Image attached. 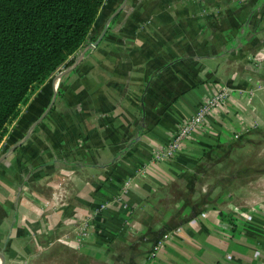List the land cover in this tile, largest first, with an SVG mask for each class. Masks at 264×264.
Returning <instances> with one entry per match:
<instances>
[{"label":"crops","instance_id":"crops-1","mask_svg":"<svg viewBox=\"0 0 264 264\" xmlns=\"http://www.w3.org/2000/svg\"><path fill=\"white\" fill-rule=\"evenodd\" d=\"M119 1L105 0L91 39L21 105L0 140L3 264H80L35 260L58 250L78 252L86 264L92 252L137 253L139 244L146 252L158 240L147 264H264V193L245 195L256 207L234 214L235 226L221 208L191 217L146 211L209 148L235 140L232 131L236 141H264V9L230 47L251 0H127L88 48ZM212 87L229 94L218 119L174 158L155 160ZM82 232L85 243L71 240ZM130 237L140 243H123Z\"/></svg>","mask_w":264,"mask_h":264},{"label":"trees","instance_id":"trees-1","mask_svg":"<svg viewBox=\"0 0 264 264\" xmlns=\"http://www.w3.org/2000/svg\"><path fill=\"white\" fill-rule=\"evenodd\" d=\"M104 2L0 0V140L21 105L91 39V29ZM250 4L235 37L228 40L230 47L244 41L250 29L248 18L256 20L264 9V0H251ZM220 215L235 226L233 217Z\"/></svg>","mask_w":264,"mask_h":264},{"label":"rangeland","instance_id":"rangeland-1","mask_svg":"<svg viewBox=\"0 0 264 264\" xmlns=\"http://www.w3.org/2000/svg\"><path fill=\"white\" fill-rule=\"evenodd\" d=\"M232 2V1H231ZM237 3V0H235ZM233 4V3H232ZM167 200L164 202H150L146 211L161 213L164 208L173 214L196 215L201 209L221 208L225 218H232L234 214L242 215L254 210L256 206L244 202L246 196L264 193V141L259 137L248 140H226L220 142L199 158L197 165L182 180L173 181L166 187ZM254 193V194H253ZM246 195V196H245ZM164 207V208H163ZM160 215V214H159ZM159 217L156 216V219ZM87 223L84 224V227ZM88 235V229L84 228ZM72 237V241L83 244L87 240L84 232ZM123 243H140L132 237ZM69 240L61 239L60 243ZM148 242V241H147ZM140 245L138 261L147 264L152 254L157 251L159 240L149 244L150 249L145 252ZM139 249V247H137ZM137 253L131 251H116L101 253L92 252L90 262L86 264H131ZM53 255V256H52ZM54 258L57 261L74 259L82 264L85 258L78 252L58 250L57 252H38L35 260L46 261ZM129 261L126 262V261ZM117 262V263H116ZM42 264H46L42 263Z\"/></svg>","mask_w":264,"mask_h":264},{"label":"built area","instance_id":"built-area-1","mask_svg":"<svg viewBox=\"0 0 264 264\" xmlns=\"http://www.w3.org/2000/svg\"><path fill=\"white\" fill-rule=\"evenodd\" d=\"M228 96L227 90L220 87H212L196 111L186 120L179 123L176 130L170 135L169 140L154 151V159L157 161H168L174 158L195 135L199 136L205 132L208 129L210 119H218L219 108L224 102H227ZM231 135L232 139L237 140L240 133L232 131ZM107 205V202L101 204L96 211L99 212L103 208H106ZM166 235L163 236V240ZM162 242H159L156 250ZM155 253L156 251L152 254V257Z\"/></svg>","mask_w":264,"mask_h":264},{"label":"water","instance_id":"water-1","mask_svg":"<svg viewBox=\"0 0 264 264\" xmlns=\"http://www.w3.org/2000/svg\"><path fill=\"white\" fill-rule=\"evenodd\" d=\"M126 1H127V0H123L122 3H121V5H120V7H119L118 9H116V10L114 11V13L109 17V19L107 20V22H106V24H105V27L103 28V31H102L101 34L99 35V37L96 39V41L90 43V44L88 45V48H90V47H95V46L98 44V42L103 38V36H104V34H105L106 30H107V27H108L109 22L112 20L113 17H115V16L121 11V9L124 7ZM72 68H73V67L67 69L65 72H62V73L57 74V75H56V79H59L64 73L68 72V71L71 70ZM55 95H56V90H55V93H54L53 99H52V101H51L49 107H48L47 110L42 114L41 118H42V117L48 112V110L50 109V107H51V105H52V103H53V101H54ZM3 263H4V256H3L2 253H0V264H3Z\"/></svg>","mask_w":264,"mask_h":264}]
</instances>
